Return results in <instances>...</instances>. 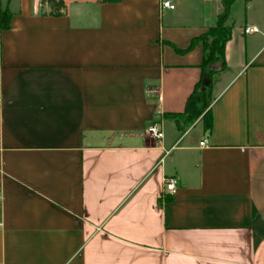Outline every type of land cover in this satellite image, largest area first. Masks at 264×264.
Masks as SVG:
<instances>
[{"label": "crops", "instance_id": "obj_1", "mask_svg": "<svg viewBox=\"0 0 264 264\" xmlns=\"http://www.w3.org/2000/svg\"><path fill=\"white\" fill-rule=\"evenodd\" d=\"M223 10L0 0V264H264V0L227 19L212 129L166 116L185 111L203 42L186 50Z\"/></svg>", "mask_w": 264, "mask_h": 264}, {"label": "trees", "instance_id": "obj_2", "mask_svg": "<svg viewBox=\"0 0 264 264\" xmlns=\"http://www.w3.org/2000/svg\"><path fill=\"white\" fill-rule=\"evenodd\" d=\"M110 1V0H109ZM232 2L225 3L224 12L218 17L215 25L209 27V31L201 37L193 39L186 51L192 50L199 42L204 45V58L201 65L202 77L194 87L189 96L186 108L183 113L176 115H166L174 119L180 130L185 131L200 116L203 108L208 104V99L215 100V88L219 82L221 74L227 70L226 64V45L232 38V26L226 25L230 16ZM11 15L9 12L1 14V27L3 30L10 28ZM209 80V82L207 81ZM212 109H210L209 123L206 130H211Z\"/></svg>", "mask_w": 264, "mask_h": 264}, {"label": "built area", "instance_id": "obj_3", "mask_svg": "<svg viewBox=\"0 0 264 264\" xmlns=\"http://www.w3.org/2000/svg\"><path fill=\"white\" fill-rule=\"evenodd\" d=\"M39 2L41 0H38ZM163 9H171L173 10L175 8L174 5H172L169 1H162L161 2ZM41 6L40 3H38L37 8ZM258 28L256 27H247L245 29L246 34L255 33L258 32ZM148 132L157 140H162L164 137V133L162 128L159 124L154 123L148 128ZM204 145V142L201 143ZM164 194L165 195H174L178 188L180 187V180L177 176H170V177H164Z\"/></svg>", "mask_w": 264, "mask_h": 264}, {"label": "rangeland", "instance_id": "obj_4", "mask_svg": "<svg viewBox=\"0 0 264 264\" xmlns=\"http://www.w3.org/2000/svg\"><path fill=\"white\" fill-rule=\"evenodd\" d=\"M226 1L227 2H229V1L232 2L231 12H230V15H231L232 14V8L234 7V4H235V2L237 0H223L224 10H225V3H226ZM224 10H223V12H224ZM235 11H237L239 13V6H237L235 8ZM217 21L218 20H216L213 25H215L217 23ZM228 24H230V22H228V20H227L226 21V25H228ZM207 81L209 82L208 79H207ZM207 101H208V104L206 105L205 108H203V111L200 114V116H198V118L194 121V123L192 125H190L189 127H187V130H189L192 126L196 125L198 122H200L202 124V126L204 127L205 130H206V128H208L209 116H210V109H211V105H212V98L211 99L209 98Z\"/></svg>", "mask_w": 264, "mask_h": 264}]
</instances>
